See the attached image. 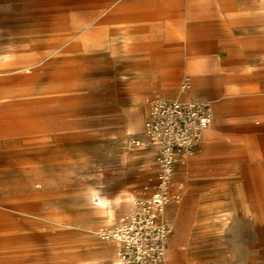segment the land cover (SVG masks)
<instances>
[{"label":"crops","instance_id":"0c3cea01","mask_svg":"<svg viewBox=\"0 0 264 264\" xmlns=\"http://www.w3.org/2000/svg\"><path fill=\"white\" fill-rule=\"evenodd\" d=\"M247 1L98 0L84 7L81 21L71 9L60 16L32 5L0 7V174H13L0 176V214L37 227L68 221V228L43 234V244L65 254L61 264H114L118 244L101 232L130 203L109 191L132 185L122 174L131 163L133 180L151 175L148 191L156 173L143 133L149 100L209 101L213 120L197 151L177 163L165 209L171 226L166 263L186 264L197 217L221 206L207 197L229 189L231 177L241 174L231 187L246 206V175L264 161V72L258 71L264 70V45L238 32L252 22L250 14L262 11ZM132 138L142 144L130 147ZM93 144L99 152L78 153ZM111 144L136 158L126 164L121 151L115 164L99 167L100 179L85 184L90 209L84 217L53 212L62 165H76L77 157H114ZM93 190L106 207L93 204ZM178 219L183 232L169 246ZM74 255L82 261L73 263Z\"/></svg>","mask_w":264,"mask_h":264},{"label":"rangeland","instance_id":"374dc122","mask_svg":"<svg viewBox=\"0 0 264 264\" xmlns=\"http://www.w3.org/2000/svg\"><path fill=\"white\" fill-rule=\"evenodd\" d=\"M93 1L98 0H0V7L32 5L41 8L42 12L45 13L58 11L59 14L55 15L60 16H67L66 14L71 9L72 12L70 13H72L73 19L81 21L87 16L84 7ZM247 4L254 7L253 11H262V13L250 14L252 22L238 32H242L246 40L260 42L264 45V0H248ZM258 71L264 72L261 69ZM100 148L98 144L84 145L78 147V153L87 149H93L97 153ZM121 151L120 146L111 144L109 145V152L114 157H77L75 159L76 165H62V194L52 203L50 209L53 208V212L64 215L66 218L69 216L77 217V219L84 217L90 209L86 206L85 184L96 183L101 175L99 167L107 162L115 164L119 160L115 155ZM123 154L126 164L132 162L135 157L133 151H129L127 148ZM131 166L125 168L122 174L129 177L127 180H132L130 182L132 185L109 191L114 199L129 201L128 211L119 216L118 221L111 229L102 231L101 235H110L113 228L127 215L134 201L145 197L149 192V183L152 181L149 177L151 175H144L138 181L133 180L136 174L132 170H135L136 166L133 167L132 163ZM113 174H116V170L109 176ZM12 175L8 171L0 174L1 177ZM244 177L245 175L241 174L231 177L229 189L224 188L210 199L207 197L210 203L215 201L221 206H217L213 210L203 211L197 217L187 245L186 264H264V161H256L252 172L246 175L247 187L244 189L248 199L246 206L241 205L239 200L234 198L235 191L231 187H234V184ZM73 182L76 184L74 187H72ZM133 182H137V184L134 185ZM69 185H71L70 188H68ZM90 200L93 201L92 195H90ZM107 206L108 208L110 206L108 202ZM165 209L167 210V206ZM177 225L179 230L173 235L169 246L180 238L183 232V224L180 219L177 220ZM68 226V221H64L54 225L46 223L37 227L36 223L26 222L20 216L13 218V216L0 214V264H61L59 257L65 254L46 246L42 241L44 235L46 237L55 230H63ZM68 255L69 252L66 257ZM71 259L73 263L82 261L76 255L72 256Z\"/></svg>","mask_w":264,"mask_h":264},{"label":"built area","instance_id":"2783aa9c","mask_svg":"<svg viewBox=\"0 0 264 264\" xmlns=\"http://www.w3.org/2000/svg\"><path fill=\"white\" fill-rule=\"evenodd\" d=\"M181 93H185V87ZM212 120L209 101L179 97L149 100L143 133L153 148L156 173L149 193L134 201L131 211L110 234L118 241L114 264H167L165 252L171 226L165 208L172 176L177 163L197 151L202 133ZM141 144L139 139L132 138L129 146Z\"/></svg>","mask_w":264,"mask_h":264},{"label":"bare ground","instance_id":"6f19581e","mask_svg":"<svg viewBox=\"0 0 264 264\" xmlns=\"http://www.w3.org/2000/svg\"><path fill=\"white\" fill-rule=\"evenodd\" d=\"M93 204H96V205H99V206H101V207H106V203H104V204H102V203H100V201L98 200V201H96L95 200V202H93ZM100 207V208H101ZM131 209H132V207L129 209V212L131 211ZM107 212H108V210H107ZM166 213V212H165ZM110 216V215H109ZM112 217V216H111ZM110 218V217H109ZM108 231V230H107ZM106 239H108V240H110V241H112V242H114L115 244L116 243H118V241L115 239V238H113L111 235H107V238ZM118 255V254H117ZM165 257H166V252H165ZM166 259V258H165ZM116 261H117V259H116ZM112 264V263H111Z\"/></svg>","mask_w":264,"mask_h":264},{"label":"clouds","instance_id":"9594fccd","mask_svg":"<svg viewBox=\"0 0 264 264\" xmlns=\"http://www.w3.org/2000/svg\"><path fill=\"white\" fill-rule=\"evenodd\" d=\"M92 196H93L92 202H95V200H99L100 203L102 204L106 203V198L101 197V194L98 191L93 190Z\"/></svg>","mask_w":264,"mask_h":264}]
</instances>
